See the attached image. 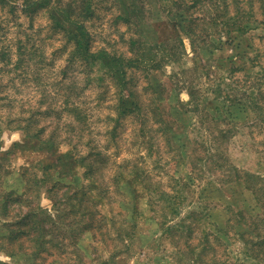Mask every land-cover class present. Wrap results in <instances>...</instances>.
Returning <instances> with one entry per match:
<instances>
[{
  "label": "rangeland",
  "instance_id": "374dc122",
  "mask_svg": "<svg viewBox=\"0 0 264 264\" xmlns=\"http://www.w3.org/2000/svg\"><path fill=\"white\" fill-rule=\"evenodd\" d=\"M24 5L0 0V264H264V0Z\"/></svg>",
  "mask_w": 264,
  "mask_h": 264
},
{
  "label": "trees",
  "instance_id": "16d2710c",
  "mask_svg": "<svg viewBox=\"0 0 264 264\" xmlns=\"http://www.w3.org/2000/svg\"><path fill=\"white\" fill-rule=\"evenodd\" d=\"M36 0H23L24 2V9L32 6L34 4ZM59 9L57 10L56 14H53V17L55 18V29H64L65 30V37L67 38V42H70L71 40H73V48L69 53L70 56H81L80 59L83 62H90L91 60L95 59V55L90 52V37L88 36L86 29H85V24L86 22H84V19L90 18L91 12H86L87 15L86 17L81 21V23H77L75 21H73L71 18L69 19L68 16H65L61 13V8L58 7ZM52 17V15H51ZM52 17V18H53ZM56 19H62L63 21H58ZM63 22H65V25L63 24ZM113 58H111L108 61H104L107 63H112ZM104 60V59H103ZM115 60V59H113ZM103 62V61H102ZM123 99L124 96L122 95ZM76 107V105H73ZM136 105H134L135 107ZM29 124V123H28ZM30 125V124H29ZM25 129H27V127H24ZM28 129L30 130V127H28ZM28 137L31 138V135L27 134ZM53 142L50 143L51 146H53ZM40 214L39 209L38 208H31L29 209V211H27V213H25L19 220L21 223H23V225L27 224L29 225L31 228L35 227V222L33 221V218L38 216Z\"/></svg>",
  "mask_w": 264,
  "mask_h": 264
}]
</instances>
